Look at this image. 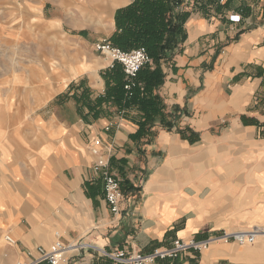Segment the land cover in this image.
Returning <instances> with one entry per match:
<instances>
[{
    "label": "crops",
    "instance_id": "1",
    "mask_svg": "<svg viewBox=\"0 0 264 264\" xmlns=\"http://www.w3.org/2000/svg\"><path fill=\"white\" fill-rule=\"evenodd\" d=\"M133 1L106 5L111 34L116 10ZM179 10L186 13L185 38L162 62L165 78L155 93L165 108L141 132L139 108L118 109L104 99L109 62L85 32L77 39L57 32L55 71L42 59L26 64L18 89L33 100L25 113L35 115L10 129L33 134L20 157L3 161L0 264L27 262L57 240L150 253L175 240L264 230V0L184 1ZM233 15L240 21H230ZM3 83L10 108L16 83ZM95 138L121 179L118 215L109 212L92 171ZM5 236L15 244L7 247ZM100 251L75 252L60 264H113ZM155 264H264V234L253 244L216 241Z\"/></svg>",
    "mask_w": 264,
    "mask_h": 264
},
{
    "label": "rangeland",
    "instance_id": "2",
    "mask_svg": "<svg viewBox=\"0 0 264 264\" xmlns=\"http://www.w3.org/2000/svg\"><path fill=\"white\" fill-rule=\"evenodd\" d=\"M111 1L121 4L122 0H0V190L5 182L3 161H9L13 155L20 157V147L33 134V131L10 129L13 124L18 128V123L29 122L35 115L25 113V107L33 111V100L28 98L29 94L18 89V81L26 75V64H31L33 68L35 62L42 59L50 69L56 70L55 59L59 54L57 46L60 41L57 32L70 39H77L79 33L85 32L84 37L93 51L96 41L103 38L110 40L113 33L104 9ZM41 55L44 57L41 58ZM45 56H51L50 60ZM9 77L14 78L16 83V99L8 102L10 108H5L3 81ZM53 105L55 101L48 106ZM9 186L20 189L12 182ZM13 197L16 198L15 195Z\"/></svg>",
    "mask_w": 264,
    "mask_h": 264
},
{
    "label": "trees",
    "instance_id": "3",
    "mask_svg": "<svg viewBox=\"0 0 264 264\" xmlns=\"http://www.w3.org/2000/svg\"><path fill=\"white\" fill-rule=\"evenodd\" d=\"M184 1L134 0L115 12V31L110 38L112 45L123 51L144 48L154 67L147 64L138 72L129 98L124 90L125 76L121 66L116 64L107 69L102 76L106 86L104 99L118 109L139 108L143 113L140 132L165 108L155 93L165 78L162 62L173 57L185 38L183 23L186 13L179 10ZM175 112L177 108L173 110Z\"/></svg>",
    "mask_w": 264,
    "mask_h": 264
},
{
    "label": "built area",
    "instance_id": "4",
    "mask_svg": "<svg viewBox=\"0 0 264 264\" xmlns=\"http://www.w3.org/2000/svg\"><path fill=\"white\" fill-rule=\"evenodd\" d=\"M201 0H185V2H196ZM217 4H223L226 0H208ZM230 21L239 22L240 17L233 15ZM94 51L105 58L109 64L108 69L114 65H120L125 76L124 90L126 97L131 96V91L135 86L134 79L138 72L147 64L151 63L144 48H137L131 51H123L112 45L108 38H103L94 43ZM101 140L95 138L90 147L92 154L96 156V160L92 166V171L102 182L103 199L108 210L113 215L121 213V204L124 200V193L121 188V179L113 174L110 170L108 160L104 159L100 154ZM264 234L261 228H253L249 231H239L234 233H222L211 235L207 239L197 240L190 238L188 240H175L172 246L167 249H154L150 253H141L133 249L125 247L116 248L112 251H100L97 247L86 242L63 243L59 240L53 242L49 247H38L34 256H30L27 262H16V264H60V262L70 254L82 250L93 249L100 251L103 257L110 260L113 264H155L157 260L176 259L180 255L188 252H202L207 250L209 246L216 241L226 243H235L237 245L253 244L258 235ZM5 241L9 246L15 244L11 236H5Z\"/></svg>",
    "mask_w": 264,
    "mask_h": 264
}]
</instances>
